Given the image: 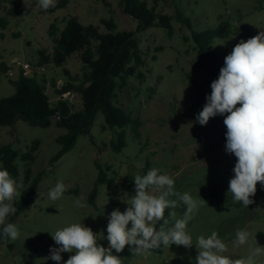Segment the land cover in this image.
Listing matches in <instances>:
<instances>
[{
  "label": "rangeland",
  "instance_id": "rangeland-1",
  "mask_svg": "<svg viewBox=\"0 0 264 264\" xmlns=\"http://www.w3.org/2000/svg\"><path fill=\"white\" fill-rule=\"evenodd\" d=\"M9 1L0 0V17L9 21L7 28L0 30V64L8 67L6 73L0 72V98L15 93L10 80H15L21 71L15 60L36 64L39 51H52V43L48 38L51 23L57 21L58 28L62 30L65 26L63 20L71 16L77 17L84 26L99 27L101 33L108 32L101 23L104 19L113 18L118 31L136 32L138 27V23L123 12L121 0H71L66 8L53 14L42 13L39 0H29L32 8H25L23 0H17L22 14L16 17L7 13L11 7ZM144 1L150 7L154 6L158 13L174 15L179 10L190 19L192 29L173 20L172 35L160 27L147 29L137 35L146 61V66L140 68V71L146 79L141 82L137 76L130 77L127 86L118 92L116 104L133 118H140L141 140L134 137L132 127L129 126L126 128L127 147L121 153L112 152L109 143L115 139V134L111 130L102 129L105 121L99 113L91 128L93 139L80 136L75 148L52 165L51 159L59 150L55 139L65 134L66 130L55 125L47 129L31 127L23 121H18L14 127H0V147L11 144L15 150L24 153L34 141L41 142L31 168L33 176L44 172L33 206L16 218L19 238L9 241L12 247L7 244L0 246V264H57L53 260H46L50 248L58 247L50 233L73 223H83L94 232L103 231L107 236L108 215L116 208L125 211L128 205L121 198L127 201L125 194L129 197L135 194L133 176L144 175L148 162V170L159 168L162 173L172 176L178 192H189L194 198L199 199L200 196L206 201V204H200L187 227L194 243L198 236L207 238L215 231L227 245L228 251L224 255L233 259L247 258L251 249L264 247L257 240V234L264 232V199L244 208L237 207L238 203L233 201L231 193L226 195L229 180L234 175L232 169L236 157L225 151L227 129L223 123L224 116L218 115L213 120L210 118L206 126L189 124L195 121L204 105L193 114L187 113L195 99L196 88L189 84L186 75L190 73L191 79L199 83L206 82L207 76L204 71L192 72L195 45L192 41H185L193 31L203 32L216 28L222 16L229 21L233 33L227 39H215L212 48L220 61L224 62L225 56L241 39L247 41L264 31V3L262 9H258L256 0ZM158 48L162 50L158 51ZM153 56H156L155 60ZM65 69L72 76H81L79 54L71 56L63 67H45L44 72L37 76L39 82L47 83L46 92L53 106L59 100L56 88L62 87L67 81ZM211 91V87L207 86V94ZM68 103L74 111L82 109L76 94ZM96 163L105 170L109 167L107 174L116 181L115 185L98 186L93 206L90 204V195L98 177ZM17 165L20 177L15 179L22 182L24 187L26 164L18 160ZM58 181L63 182L65 191L57 201H52L48 193ZM259 187L261 184L258 182L257 189ZM211 194L230 202L227 205L211 203ZM80 197L87 204L84 208L75 204V200ZM18 199L15 197L14 202ZM184 210L182 204L178 205L176 216L169 219V224L182 218ZM160 223L162 221L157 223V229ZM238 229L249 233L244 245L234 244ZM99 243L108 246L106 239ZM34 249H37L35 253ZM113 254L122 257L123 264H195L197 250L195 245L186 249L173 244L169 248L161 246L144 254L132 255L126 245L123 252L115 253L113 250ZM61 255L63 264L72 253ZM254 259L255 264H264V253Z\"/></svg>",
  "mask_w": 264,
  "mask_h": 264
},
{
  "label": "trees",
  "instance_id": "trees-1",
  "mask_svg": "<svg viewBox=\"0 0 264 264\" xmlns=\"http://www.w3.org/2000/svg\"><path fill=\"white\" fill-rule=\"evenodd\" d=\"M8 1V0H4ZM258 9H262L264 0H256ZM11 7L8 15L16 17L22 14V8L17 0H10ZM71 0H57L55 8L42 9V13L53 14L58 10L66 8ZM125 14L132 17L137 23L136 32L118 31V25L113 18L102 20L101 23L108 30L101 33L99 27L94 25L84 26L77 17H67L64 21V28L60 30L57 21L49 26L48 38L52 43L50 53L45 50L38 52L37 66L47 67L53 65L56 68L63 67L68 59L74 54H79L82 63L81 76H72L68 70H64L67 81L60 88H56V94L61 96L67 92H72L79 96L82 109L74 111L70 104L64 100H58L53 106L46 92L47 83L39 82L36 74L26 76L20 71L15 80H10L15 93L9 97L0 98V127H14L18 121H23L31 127L43 129L55 125L66 130V133L58 136L55 142L59 145L58 152L52 157L51 164L58 163L62 157L71 152L80 136L89 137L91 140V128L99 113L104 117L105 126L103 130H111L115 134V139L109 143V148L114 153H121L127 147L126 128L131 126L134 137L142 139L140 118H133L121 107L117 106V94L127 86V81L132 76L143 82L146 76L140 68L146 66V61L140 46L138 34L153 28L160 27L166 29L170 35L173 34L172 21L182 23L192 29L191 21L179 10L174 15L158 13L156 8L150 7L144 0H121L120 3ZM220 23L216 28L203 32H192L190 38H185L186 42L192 41L195 45V61L192 72L204 71L207 80L199 83L191 79V74L186 75L189 84L196 88L195 99L187 113L193 114L197 109L206 103L207 86L218 79L220 69L224 62L220 61L218 55L213 50L212 45L215 39H227L232 35L229 21L220 16ZM9 21L5 17H0V30H5ZM1 37L3 35L1 34ZM162 50V48L157 49ZM156 56H153V60ZM8 67L0 64V72L6 73ZM52 85H56L52 82ZM239 105V104H238ZM222 117V116H221ZM213 120V118H212ZM214 127V125H213ZM41 142L34 141L29 149L20 153L11 144L0 147V162L2 168L7 169L13 178L20 177L17 161L26 164L24 187L21 190V197L14 202L17 212L6 218V223H16V218L24 214L33 206L35 198L39 192L40 182L44 172L33 176L31 165L36 160V153ZM98 170V177L95 187L90 195V204L95 206L98 195V186L103 184L115 185V178L108 176L109 167L103 169L100 164H95ZM150 163L146 164L144 173L146 174ZM254 201L264 199V187H259L254 197ZM211 203L227 205L230 201L216 194L209 196ZM237 207H243L240 203ZM3 225H0L2 230ZM260 245H264V232L257 234ZM10 240L0 239V246L9 244ZM37 249L33 250L35 253Z\"/></svg>",
  "mask_w": 264,
  "mask_h": 264
},
{
  "label": "clouds",
  "instance_id": "clouds-1",
  "mask_svg": "<svg viewBox=\"0 0 264 264\" xmlns=\"http://www.w3.org/2000/svg\"><path fill=\"white\" fill-rule=\"evenodd\" d=\"M23 3L25 8H32L29 0H23ZM56 4L57 0H39V6L44 10L55 8ZM210 87L212 91L206 95V103L195 121L189 124L206 126L210 118L224 116L225 151L236 157L232 169L234 175L229 180L226 195L231 193L234 202L248 208L255 202L251 197L257 192L258 182L264 187V31L247 41L241 39L234 46L224 58L218 79L213 80ZM133 180L135 194L130 197L125 194L127 201L121 198L128 207L123 212L116 208L107 217V236L103 231L94 232L83 223H73L50 233L58 247L50 248L46 260L61 264V254L66 252L72 255L63 264H123V258L114 255L113 250L121 253L126 245L132 255L161 246L169 248L173 244L186 249L195 245V264H255L254 258L264 253V247L257 246L250 250L247 258H230L224 255L228 251L227 245L215 231L207 238L198 236L194 243L187 227L200 204H206V201L200 196L194 198L189 192H178L174 178L159 168H151L144 175H134ZM22 187V182L13 178L7 169L0 168L2 240L15 241L20 236L18 227L6 223V218L17 212L14 198L21 197L19 190ZM64 191L65 185L58 181L48 196L57 201ZM75 204L79 208L87 206L83 197L77 198ZM180 204L185 208L182 218L175 219L170 225L169 219L176 216ZM248 238L247 231L238 229L234 244L244 245ZM103 239L108 241L107 247L99 243Z\"/></svg>",
  "mask_w": 264,
  "mask_h": 264
},
{
  "label": "built area",
  "instance_id": "built-area-1",
  "mask_svg": "<svg viewBox=\"0 0 264 264\" xmlns=\"http://www.w3.org/2000/svg\"><path fill=\"white\" fill-rule=\"evenodd\" d=\"M15 63H17L20 66L21 71L24 72L26 76H32L33 74H42L45 70V67H39L36 64H31L29 62H20L19 60H15ZM75 94L72 92H67L65 94H62L61 96L58 95L59 100H64V101H71L73 100Z\"/></svg>",
  "mask_w": 264,
  "mask_h": 264
}]
</instances>
